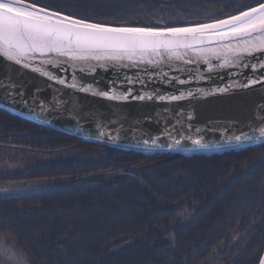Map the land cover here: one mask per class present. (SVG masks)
I'll use <instances>...</instances> for the list:
<instances>
[{
	"label": "trees",
	"instance_id": "trees-1",
	"mask_svg": "<svg viewBox=\"0 0 264 264\" xmlns=\"http://www.w3.org/2000/svg\"><path fill=\"white\" fill-rule=\"evenodd\" d=\"M33 2L50 8L41 0ZM58 2L57 10L114 23L109 25L118 18L136 22L130 10L144 5L158 16L134 26L163 28L226 18L260 0ZM9 148L61 157L2 180L48 187L0 195V236L13 241L31 264L260 263L264 147L211 158L143 156L0 110V150Z\"/></svg>",
	"mask_w": 264,
	"mask_h": 264
},
{
	"label": "snow or ice",
	"instance_id": "snow-or-ice-1",
	"mask_svg": "<svg viewBox=\"0 0 264 264\" xmlns=\"http://www.w3.org/2000/svg\"><path fill=\"white\" fill-rule=\"evenodd\" d=\"M189 52L197 57L195 61L187 58ZM257 53L264 54V0L238 14L212 22L163 28L106 25L45 8L33 0H0V58L62 86L57 90L58 93L64 88H69L115 103L127 102L130 97L141 101L155 98L165 104L192 100L226 93L233 88H249L256 84H264V77L246 78L245 82L234 81L225 88L195 90L189 88L178 90L179 94H157L154 97L148 92L133 96L132 88L124 91L115 87L101 90L78 80L76 69L79 68L83 72V66L87 65L91 73L95 67L106 69L109 66H119L140 68V71L148 72V68L140 66L157 68L167 60L180 61L184 64L203 63L209 72L249 67L255 72L258 68H264V55L257 56ZM249 58H254L255 62ZM213 60L218 61V64H213ZM66 64L72 68L70 77H61L51 70ZM178 71L186 70L179 68ZM161 74L167 76V73ZM124 78L129 84L142 82L139 77L133 80L126 73ZM172 79L180 85L189 83L188 80L178 77ZM196 79L203 80L205 77L198 75ZM0 92L11 102L20 103L33 112L37 109L40 113L49 109L56 111L58 107L65 112L73 110L71 101L64 100L61 96L55 97L52 103L42 101L35 93L26 99L23 87L13 82L11 77L0 78ZM181 116L184 114L181 113ZM192 119L191 114L185 117V120ZM164 120L166 121L167 117ZM185 120L171 125L164 123L161 132L155 137L146 132L144 134L148 139L166 137L173 142L194 138L200 140L209 131L225 137L231 135L241 143L247 135L264 136V106L254 113L251 122L246 123L244 128L234 124L231 127L223 126L224 130L215 125L201 129L188 125ZM99 127L103 128L104 125L99 123ZM138 130L144 132L142 128ZM105 132L111 135L107 129ZM260 146L264 147V143ZM260 264H264V260H261Z\"/></svg>",
	"mask_w": 264,
	"mask_h": 264
},
{
	"label": "water",
	"instance_id": "water-1",
	"mask_svg": "<svg viewBox=\"0 0 264 264\" xmlns=\"http://www.w3.org/2000/svg\"><path fill=\"white\" fill-rule=\"evenodd\" d=\"M257 56L264 55L257 53ZM187 58L195 61L197 57L189 52ZM252 59L255 62L254 58ZM95 63V62H91ZM213 64L218 61L213 60ZM172 65V67H169ZM51 67V66H49ZM84 71L76 69V76L82 82L92 84L101 90L117 88L124 91L132 88V95H143L144 93L172 95L179 94L178 90H195L225 88L234 81L245 82L246 78L264 77V68H258L255 72L249 68L236 69L225 68L209 72L206 65L200 63L184 64L180 61H167L157 68L141 65V68H148V72L140 71V68H122L109 66L106 69L95 67L89 73L88 66L84 65ZM65 68L67 71H65ZM183 68L186 71H178ZM61 77L69 76L72 73L70 65H63L51 69ZM167 73V76L161 74ZM135 80L141 79V83L129 84L125 81L124 74ZM239 73V74H237ZM198 75L205 79L197 80ZM11 77V80L25 90L26 99L33 94H38L42 101L52 103L53 99L61 96L64 100H70L73 110L65 112L58 107L56 111L49 109L40 113L26 108L20 103H13L0 92V110L9 113L23 121L33 123L39 127L54 130L69 136L101 146L111 147L117 150L132 152L135 154L150 156H182L185 158L205 157L211 158L225 154L239 153L245 150L254 149L264 143V136L247 135L243 143L217 132H207L202 139H181L173 142L165 138L148 139L144 133L155 137L160 133L164 123L169 125L185 120L187 114L193 116L192 120H185L188 125H194L201 129L211 128L213 125L231 127L238 124L244 128L245 124L251 122L257 110L264 106V84H256L249 88H233L226 93L202 96L192 100H183L165 104L155 98L152 100H136L131 97L127 102L115 103L105 99L94 97L90 94L75 92L72 89L64 88L61 93L57 90L62 86L54 84L46 77L33 73L30 70L14 66L0 58V78ZM174 77L188 80L189 83L180 85ZM171 80L169 83L168 81ZM69 82H71L69 80ZM37 90L38 93H37ZM181 113L184 116H181ZM167 117L165 121L164 118ZM99 123L104 125L99 127ZM179 126V125H177ZM142 128L144 132L138 130ZM105 129L111 134L107 135ZM132 129L130 132L129 130ZM148 142L145 143L144 141ZM11 191V190H10ZM8 192L6 194H30L40 191ZM264 260V253L261 258ZM260 260V262H261ZM260 264V263H259Z\"/></svg>",
	"mask_w": 264,
	"mask_h": 264
},
{
	"label": "rangeland",
	"instance_id": "rangeland-1",
	"mask_svg": "<svg viewBox=\"0 0 264 264\" xmlns=\"http://www.w3.org/2000/svg\"><path fill=\"white\" fill-rule=\"evenodd\" d=\"M42 3H46L49 5V9L57 10V2L58 0H41ZM59 3V2H58ZM136 6V5H135ZM46 8V6H44ZM48 8V7H47ZM129 8V7H127ZM60 11V10H57ZM62 12V11H60ZM64 13V12H63ZM131 17L136 20V22H122L121 19H117V24L113 26H134L137 21H143L145 19H151V17H157V11L153 10V8L144 6V5H137L133 9L130 10ZM71 14H75L72 12ZM75 17H77L75 15ZM78 18H83L89 20L91 22H97L101 24H114L108 23L111 21L100 19L98 17H93L90 15L85 16L83 13ZM147 23H150V20H145ZM157 20L156 22L158 23ZM212 22V21H207ZM130 23H134L130 25ZM160 23H162L160 21ZM140 26V25H139ZM140 27H154L153 25H146ZM61 159L60 156L56 154H39V153H31L15 148H9L5 150H0V195H4L7 193L6 191L9 189L11 191L8 192H17L13 190L14 188L19 187L16 190L23 191V192H31V191H42L48 189L47 186L41 184H32V183H21L20 185H15L13 182L3 183L2 180L4 177H14L19 174V172L41 167L44 165H49L52 163H57ZM23 182V181H20ZM186 213V212H185ZM186 224L185 222L183 225ZM182 225V226H183ZM181 226V227H182ZM28 259L27 255L16 248L13 241H11L8 237H0V264H31Z\"/></svg>",
	"mask_w": 264,
	"mask_h": 264
},
{
	"label": "flooded vegetation",
	"instance_id": "flooded-vegetation-1",
	"mask_svg": "<svg viewBox=\"0 0 264 264\" xmlns=\"http://www.w3.org/2000/svg\"><path fill=\"white\" fill-rule=\"evenodd\" d=\"M1 237V236H0Z\"/></svg>",
	"mask_w": 264,
	"mask_h": 264
}]
</instances>
